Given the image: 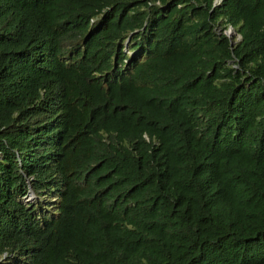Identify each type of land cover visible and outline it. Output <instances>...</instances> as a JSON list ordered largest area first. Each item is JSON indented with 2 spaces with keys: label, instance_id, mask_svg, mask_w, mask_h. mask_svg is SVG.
<instances>
[{
  "label": "trees",
  "instance_id": "16d2710c",
  "mask_svg": "<svg viewBox=\"0 0 264 264\" xmlns=\"http://www.w3.org/2000/svg\"><path fill=\"white\" fill-rule=\"evenodd\" d=\"M0 264H264V0H0Z\"/></svg>",
  "mask_w": 264,
  "mask_h": 264
},
{
  "label": "clouds",
  "instance_id": "9594fccd",
  "mask_svg": "<svg viewBox=\"0 0 264 264\" xmlns=\"http://www.w3.org/2000/svg\"><path fill=\"white\" fill-rule=\"evenodd\" d=\"M26 196V199H24L25 203H30L35 199V196L30 187Z\"/></svg>",
  "mask_w": 264,
  "mask_h": 264
},
{
  "label": "rangeland",
  "instance_id": "374dc122",
  "mask_svg": "<svg viewBox=\"0 0 264 264\" xmlns=\"http://www.w3.org/2000/svg\"><path fill=\"white\" fill-rule=\"evenodd\" d=\"M228 32H229V30L226 32V35L229 37L230 35H228ZM231 32L234 33L232 30H231ZM231 37H232V40H234L235 42H238V41H239V38L237 37L236 34L231 35ZM26 197H27V196H26ZM26 197H24V199H26ZM4 256H5V255H4Z\"/></svg>",
  "mask_w": 264,
  "mask_h": 264
},
{
  "label": "water",
  "instance_id": "95a60500",
  "mask_svg": "<svg viewBox=\"0 0 264 264\" xmlns=\"http://www.w3.org/2000/svg\"><path fill=\"white\" fill-rule=\"evenodd\" d=\"M234 34L235 33H232L231 30L229 29V32H228V35H230L229 38H232L231 35H234ZM231 44H233V43H231Z\"/></svg>",
  "mask_w": 264,
  "mask_h": 264
}]
</instances>
